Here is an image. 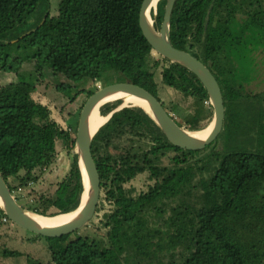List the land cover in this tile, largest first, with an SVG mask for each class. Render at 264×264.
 <instances>
[{
  "label": "trees",
  "instance_id": "obj_1",
  "mask_svg": "<svg viewBox=\"0 0 264 264\" xmlns=\"http://www.w3.org/2000/svg\"><path fill=\"white\" fill-rule=\"evenodd\" d=\"M142 2L58 0L61 19L51 17V0H0V77L17 78L0 86V174L21 204L15 193L47 177L59 142L69 161L53 196L26 210L47 217L71 213L83 193L71 131L33 98L49 76L67 81L56 86L65 92L70 83L108 85L104 79L113 73L114 82L145 88L171 114L158 97L159 71L163 86L194 99L197 121L213 118L197 76L157 54L144 37ZM158 2L156 15L151 11L156 30L166 0ZM170 41L216 78L225 109L222 131L204 149L185 150L172 145L144 109L115 111L120 100L104 104L100 113L112 115L91 143L100 196L89 222L103 234L50 238L28 231L47 242L51 264H162L163 258L167 264H264V94L245 88L255 78L254 55L264 50V0H176ZM31 74L34 83L27 81ZM219 142L222 152L206 155L214 163L201 171L194 158ZM7 223L0 209V229ZM2 255L23 253L5 247ZM25 264L47 263L27 256Z\"/></svg>",
  "mask_w": 264,
  "mask_h": 264
},
{
  "label": "water",
  "instance_id": "obj_2",
  "mask_svg": "<svg viewBox=\"0 0 264 264\" xmlns=\"http://www.w3.org/2000/svg\"><path fill=\"white\" fill-rule=\"evenodd\" d=\"M154 1L143 0L139 11L140 29L157 54L190 70L197 76L206 89L214 114L209 133L205 137H198L192 134L193 132L187 131L178 125L157 97L139 85L127 82H115L105 85L93 92L84 103L74 137V150L77 155L78 167L83 183L81 202L76 209L81 208L79 213L57 226H45L31 217L30 211L26 210L16 201L0 174V200L2 203L0 209L13 224L44 237L59 238L78 231L92 220L99 202L100 177L91 152L92 139L97 131L93 134L91 133L89 116L96 105L110 96L117 93H125L146 102L149 110L140 108L144 109L156 122L168 141L181 149L202 150L210 145L222 131L225 109L222 92L216 78L201 61L190 53L175 48L170 41L171 15L176 0H166L163 20L159 30H156L153 23L151 25L149 22V18L151 17L150 8ZM156 8L157 4L153 9L154 15H156ZM111 115L112 113L107 116V120ZM84 174L86 175L87 184Z\"/></svg>",
  "mask_w": 264,
  "mask_h": 264
},
{
  "label": "rangeland",
  "instance_id": "obj_3",
  "mask_svg": "<svg viewBox=\"0 0 264 264\" xmlns=\"http://www.w3.org/2000/svg\"><path fill=\"white\" fill-rule=\"evenodd\" d=\"M50 15L53 18H65V10L64 8L59 7L58 0H51ZM151 18L154 25L155 20L152 16ZM156 57L159 59L158 55H156ZM254 57L256 62L255 78L250 84L246 85L245 88L252 94L260 95L264 94V50L260 49L257 51ZM246 72L248 71L246 70L243 75H247ZM28 74L29 73H27V75ZM32 75L33 74L27 77V81L34 83L35 79L33 77L34 75ZM115 79V74L113 75V73H109L105 77L104 82L107 83L109 80V82L115 83ZM16 80V75L10 73L6 76H3L2 78L0 77V86L14 82ZM59 82L68 83L67 81L56 78L55 76L47 77L45 82H41L42 84L39 86L37 92L33 93V98L36 101L47 105L51 110L52 117L61 125V127L70 130L73 137H75L81 109L88 99L87 93L89 91L102 88L103 86L100 84V82L96 83L93 81L80 82L77 85L70 83L71 88H68L65 90V92H58L56 90V86L59 84ZM156 82L158 84V97L161 98L167 108L171 109V115L177 120L178 123L182 125L184 129L190 132H198L207 129L211 125L213 118L211 120L206 119L200 122L193 117V98L182 95L181 93H178L175 90L169 89L162 85L159 71L156 74ZM74 96L75 98L70 101V99ZM124 107L129 106L124 105L121 101L115 110H120ZM127 141L128 140L125 139H119L117 143L122 144L127 143ZM61 148L62 144L59 142L57 144V158L55 161V166L47 170V177L41 178L38 183L35 185L33 184L30 190L25 189L24 192H19L18 190V193H15L17 195L19 194L18 197L20 199V203L22 204H20L21 206L36 205L40 202V197L49 199L53 196L55 187L57 186V183L60 182L65 176L69 164L68 157H66L64 152H62L63 150H61ZM216 151L222 152L221 142H219L218 145H212L207 151L194 158L195 160H198L199 167L202 169L201 171L208 167L210 162L214 163V160L211 158L209 161L206 155ZM202 160H204V162H202ZM143 182L144 178H141L139 182L135 183V187H137L136 185H138V183ZM11 184L14 187H17L15 182L12 181ZM261 193L264 196V192L262 191L260 194ZM49 210L56 212L54 206H51ZM97 227L95 223H88L76 231V233L71 237L80 235L89 236L92 238H100V236L103 234V231ZM5 247L11 248L12 250H18L19 252L23 253V256L7 259L2 255V251ZM27 256L37 259L43 263L51 264L50 255L47 250V242L44 239L38 237L33 238L30 232L23 228L16 227L13 225V223H7L4 225L0 229V264H25ZM160 262L161 259L159 262L158 260H154L152 264H159ZM167 263L168 260L163 258L162 264Z\"/></svg>",
  "mask_w": 264,
  "mask_h": 264
},
{
  "label": "bare ground",
  "instance_id": "obj_4",
  "mask_svg": "<svg viewBox=\"0 0 264 264\" xmlns=\"http://www.w3.org/2000/svg\"><path fill=\"white\" fill-rule=\"evenodd\" d=\"M158 1L159 0H155L153 2L152 6L150 8V14H151V11L155 8L156 4L159 3ZM149 22L152 25L151 17L149 18ZM116 100H121L124 105L134 106V107H142L146 110H149L147 103L142 101L141 99L136 98V97L129 95V94L117 93L113 96L108 97L107 99H105L103 102L99 103L98 105H96L92 109L90 116H89V127H90L92 134L94 132H96L107 121V116H103L100 113V108L104 105V103L116 101ZM210 129H211V125L207 129H204V130L198 131V132H193L192 134H194L198 137H205L207 135V133H209ZM84 179H85V182L87 184L85 174H84ZM1 204L2 203L0 200V205ZM80 209L75 210L71 213L60 214V215L54 216V217H43V216L37 215L36 213H33V212H29V214L31 217H33L39 223H42L43 225L48 226V227H53V226H57V225L65 222L67 220H70L71 218H73L74 216H76L79 213Z\"/></svg>",
  "mask_w": 264,
  "mask_h": 264
},
{
  "label": "built area",
  "instance_id": "obj_5",
  "mask_svg": "<svg viewBox=\"0 0 264 264\" xmlns=\"http://www.w3.org/2000/svg\"><path fill=\"white\" fill-rule=\"evenodd\" d=\"M2 220H3L4 222H6L7 218L3 217Z\"/></svg>",
  "mask_w": 264,
  "mask_h": 264
}]
</instances>
